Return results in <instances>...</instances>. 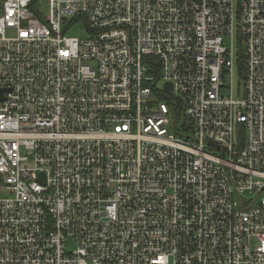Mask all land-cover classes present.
Returning a JSON list of instances; mask_svg holds the SVG:
<instances>
[{"label": "built area", "instance_id": "built-area-1", "mask_svg": "<svg viewBox=\"0 0 264 264\" xmlns=\"http://www.w3.org/2000/svg\"><path fill=\"white\" fill-rule=\"evenodd\" d=\"M37 1L0 3V264H264V0Z\"/></svg>", "mask_w": 264, "mask_h": 264}, {"label": "rangeland", "instance_id": "rangeland-1", "mask_svg": "<svg viewBox=\"0 0 264 264\" xmlns=\"http://www.w3.org/2000/svg\"><path fill=\"white\" fill-rule=\"evenodd\" d=\"M36 8L43 12L46 13L47 11V0H38L36 3ZM83 28H84V24L82 22H78L74 25V27H72V29L68 32L67 35L69 36H75V37H84L86 34L83 32ZM161 83L159 85V87L161 88ZM242 86V79L241 77L237 75L234 76L233 78V90H234V95L237 96L239 93V90L241 89ZM2 194V192H0V195ZM75 249V244L71 241L68 240L66 243V250L68 252H73Z\"/></svg>", "mask_w": 264, "mask_h": 264}, {"label": "trees", "instance_id": "trees-1", "mask_svg": "<svg viewBox=\"0 0 264 264\" xmlns=\"http://www.w3.org/2000/svg\"><path fill=\"white\" fill-rule=\"evenodd\" d=\"M0 3H1V0H0ZM240 43H238V45H237V58H236V65H237V69H238L239 74H241L243 72V61L241 58L242 55H241Z\"/></svg>", "mask_w": 264, "mask_h": 264}, {"label": "water", "instance_id": "water-1", "mask_svg": "<svg viewBox=\"0 0 264 264\" xmlns=\"http://www.w3.org/2000/svg\"><path fill=\"white\" fill-rule=\"evenodd\" d=\"M0 94H1V93H0ZM41 180L44 181L43 178H42Z\"/></svg>", "mask_w": 264, "mask_h": 264}]
</instances>
